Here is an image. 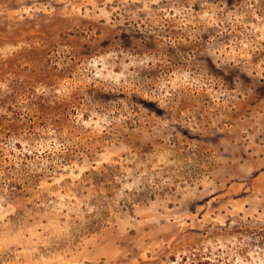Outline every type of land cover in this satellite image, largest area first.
Instances as JSON below:
<instances>
[{
	"label": "rangeland",
	"instance_id": "1",
	"mask_svg": "<svg viewBox=\"0 0 264 264\" xmlns=\"http://www.w3.org/2000/svg\"><path fill=\"white\" fill-rule=\"evenodd\" d=\"M0 264H264V0H0Z\"/></svg>",
	"mask_w": 264,
	"mask_h": 264
}]
</instances>
